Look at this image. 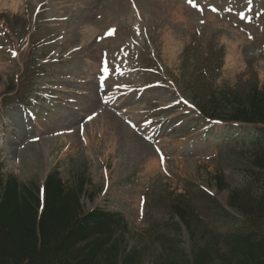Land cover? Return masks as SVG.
<instances>
[{
	"label": "rangeland",
	"instance_id": "374dc122",
	"mask_svg": "<svg viewBox=\"0 0 264 264\" xmlns=\"http://www.w3.org/2000/svg\"><path fill=\"white\" fill-rule=\"evenodd\" d=\"M84 1L0 0V44L23 43L11 54L0 45L4 174L38 185L54 169L69 185L85 177L86 210L121 213L129 228L123 256L137 246L140 264L182 261L207 243L225 254L238 224L228 216L229 191L241 185L249 163L243 141L253 126L202 118L194 104L213 91L245 95L255 84L264 87V0H135L138 16L128 0ZM223 2L231 16L215 14ZM110 25L117 36L94 41ZM19 31L27 33L22 42ZM41 38L42 56L61 63L31 86L27 74L20 77L29 46ZM128 40L141 56L113 58ZM11 81L20 95H4ZM98 83L121 95L115 111L101 104ZM29 90L38 95L34 117L17 103ZM98 111L94 120L86 116ZM216 175L224 191L215 187ZM179 198L201 220L193 233L172 218Z\"/></svg>",
	"mask_w": 264,
	"mask_h": 264
},
{
	"label": "trees",
	"instance_id": "16d2710c",
	"mask_svg": "<svg viewBox=\"0 0 264 264\" xmlns=\"http://www.w3.org/2000/svg\"><path fill=\"white\" fill-rule=\"evenodd\" d=\"M198 100L204 118L254 125L245 143L249 163L241 168V185L228 197L238 214L228 216L238 224L225 254L207 243L191 258L158 259L156 264H264V87L255 84L245 95L213 91ZM215 182L219 191L226 189L219 175ZM87 192L83 176L69 185L55 170L43 185L23 184L6 176L0 162V264H140L137 246L123 256L126 218L105 208L86 210ZM171 208L173 218L191 233L194 221L201 223L185 200L179 198Z\"/></svg>",
	"mask_w": 264,
	"mask_h": 264
},
{
	"label": "snow or ice",
	"instance_id": "6c2138e0",
	"mask_svg": "<svg viewBox=\"0 0 264 264\" xmlns=\"http://www.w3.org/2000/svg\"><path fill=\"white\" fill-rule=\"evenodd\" d=\"M191 2V0H190ZM194 7L196 6L195 4L193 5ZM115 32L114 29L110 30V34H113ZM103 71L107 72V66L104 67ZM185 103H187V101H185ZM93 117L92 116H89L88 119H92Z\"/></svg>",
	"mask_w": 264,
	"mask_h": 264
}]
</instances>
